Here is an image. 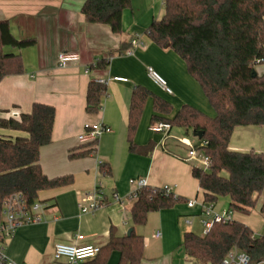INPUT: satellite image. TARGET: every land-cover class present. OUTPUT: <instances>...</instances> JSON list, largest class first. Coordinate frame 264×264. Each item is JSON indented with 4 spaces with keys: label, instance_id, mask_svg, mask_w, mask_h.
<instances>
[{
    "label": "crops",
    "instance_id": "crops-1",
    "mask_svg": "<svg viewBox=\"0 0 264 264\" xmlns=\"http://www.w3.org/2000/svg\"><path fill=\"white\" fill-rule=\"evenodd\" d=\"M85 1L0 0V21L8 19L17 38L36 40L29 47L4 48L6 52L21 55L25 71L0 81V117L10 118L14 110L20 115L29 113L36 102L55 107L52 142L41 148L40 164L51 178L73 176V182L68 185L40 191V199L51 205L44 213V220L17 228L6 241L7 254L16 264H66L65 260L54 258L57 242L104 247L110 240L111 230L122 237L133 228L144 237L145 257L141 264H199L190 259L182 242L185 232H195L196 217L200 221L205 217L201 204L206 203L205 191L193 176L194 161L187 160L189 147L176 137L165 138L151 126L152 117L163 114L155 109L156 95L172 104L168 117H173L185 104L205 112L194 100L205 104L208 98L188 72L185 60L173 49L157 45L147 33L152 22L165 14L163 0H131V6L123 11L120 33L113 32L110 25L88 22L81 11ZM136 35L145 46L127 54ZM61 52L78 53L80 60L61 66L58 62ZM101 58H109V64L105 68L92 67ZM148 66L167 80L173 94L162 90L151 79ZM257 70L264 73V63ZM116 76L128 80H115ZM100 78L109 80L101 109L89 113L86 111L88 87L91 81ZM138 85L152 94L145 103L131 148L129 115L133 91ZM99 121L112 130L100 136L95 153L81 154L91 144L82 142L80 134L86 124ZM173 130L174 127L172 135ZM0 134L12 139L29 135L4 128H0ZM258 134L257 141L249 139ZM235 135L237 140H233ZM229 149L264 152V126L237 127ZM72 154L78 155L72 157ZM100 162L109 167V174L102 173ZM138 177L146 178L150 186L170 184L186 200L171 208L150 212L144 225H133L131 208L135 200L127 197L135 189L129 180ZM97 183L103 184L108 204L84 212L80 205L91 201L86 193ZM115 191L124 197V204L114 202ZM194 198L198 203L190 206L188 200ZM233 219L249 225L258 234L248 220L236 217L235 212ZM120 259V251L115 250L106 264H119ZM93 261L92 258L82 263L94 264Z\"/></svg>",
    "mask_w": 264,
    "mask_h": 264
},
{
    "label": "trees",
    "instance_id": "trees-1",
    "mask_svg": "<svg viewBox=\"0 0 264 264\" xmlns=\"http://www.w3.org/2000/svg\"><path fill=\"white\" fill-rule=\"evenodd\" d=\"M164 3L165 14L154 20L147 32L157 45L173 49L185 60L188 72L200 84L216 114L210 116L185 104L173 117H168L172 104L156 95L155 109L163 114L154 115L152 125L164 121L186 131H204L202 139L209 142L205 151L211 163L207 169L195 165L192 173L205 191V201L215 204L220 196H229L232 211L250 214L264 195V152L231 150L229 145L237 127L264 126V73L257 70L264 63V0H164ZM130 6L131 0H86L81 11L88 22L110 25L113 32L120 33L123 11ZM35 42L34 38H17L9 20L0 21V81L25 71L21 55L4 48H25ZM108 64L109 58H101L92 67L105 68ZM105 93V85L91 81L86 111L97 113ZM151 94L142 85L133 91L129 115L131 148ZM55 117V107L40 102L19 118L0 117V128L29 134L15 139L0 134V217L4 199L13 193L22 192L32 203L40 199V191L73 182L72 175L47 176L40 164L41 148L52 142ZM92 150L91 146L81 154ZM101 171L110 173L103 162ZM185 200L144 188L131 208L133 225H144L150 212L171 208ZM261 212L264 215V201ZM182 246L190 259L199 264H221L234 248L247 252L253 263L264 260V234H256L238 220L215 222L205 235L187 231ZM115 250L121 253L119 264H141L145 257L144 237L135 230L122 237L111 230L109 242L93 258L94 264H106Z\"/></svg>",
    "mask_w": 264,
    "mask_h": 264
},
{
    "label": "built area",
    "instance_id": "built-area-1",
    "mask_svg": "<svg viewBox=\"0 0 264 264\" xmlns=\"http://www.w3.org/2000/svg\"><path fill=\"white\" fill-rule=\"evenodd\" d=\"M164 1V0H163ZM149 34V32H147ZM145 42L140 36L136 35L131 40V46L127 48V54H133L138 47H144ZM80 60L78 53L61 52L58 56V62L61 66H65L69 63H75ZM148 74L151 79L165 92L173 94V89L168 84L167 80L152 66H148ZM115 80L127 81L128 78L116 76ZM103 85L108 84V78H100L97 80ZM11 116L19 118L20 114L14 110L11 112ZM152 130L164 134L165 138L172 136L171 132L173 126L169 122L159 121L152 126ZM112 128L104 124L102 121L95 123H88L85 126V131L80 134L79 138L82 142H91L93 153L97 148V143L100 136L111 131ZM179 142L187 145L189 151L187 154V160L194 161L196 166L209 168L211 159L206 153L205 147L208 145V141L204 139H198L196 143L192 142L187 137L177 138ZM102 162H100L101 165ZM103 173V172H102ZM130 184L135 186V189L128 195V199H137L139 192L144 188H151L154 193L162 192L167 196H172L177 199L179 196L174 191V188L170 184L163 186H150L146 178L138 177L131 178ZM87 196L90 198L88 204H81L80 207L84 212L95 211L100 207L108 204V196L102 183H97L94 188L87 191ZM112 199L114 202L124 204V197L120 196L118 192L112 193ZM198 203L196 198L189 199L188 204L194 206ZM203 206L204 218L201 219L203 226V235L207 234L215 222H228L233 219V211L222 210L217 211L215 204L201 203ZM50 203L37 199L30 203L22 192H16L7 196L3 201L2 212L0 217V264H16L6 251V241L9 239L15 230L22 225L38 223L44 220V213L50 208ZM191 223V220H187ZM156 236H161V233H156ZM102 246L96 244H87L83 246H77L74 244L57 242L54 246V258L56 261L65 260L66 264H81L85 260L95 258L101 251ZM221 264H264V260L253 263L251 256L238 248L232 249L226 257L222 260Z\"/></svg>",
    "mask_w": 264,
    "mask_h": 264
},
{
    "label": "rangeland",
    "instance_id": "rangeland-1",
    "mask_svg": "<svg viewBox=\"0 0 264 264\" xmlns=\"http://www.w3.org/2000/svg\"><path fill=\"white\" fill-rule=\"evenodd\" d=\"M196 105L203 109L206 113H209L212 116H215L216 111L214 107L211 105L210 101L208 100L205 104H203L200 100L195 99L194 100ZM256 126V125H255ZM260 134L256 136H252L253 139L256 140L259 139ZM170 137L181 138V137H188L192 142L196 143L198 139L194 136L193 129H190L189 131H186L184 128L180 127H174L173 135ZM238 137L235 135L233 140H237ZM203 193L201 192L199 197L202 198ZM229 196H220L218 201L216 202L215 208L219 211H222L223 209L231 208L230 202L231 200L228 199ZM264 201V195H262L258 202L256 207L252 210L249 216L242 215V212L233 211L235 212V216L239 217L241 219H246L250 222L251 226L258 231V234H264V215L261 212V206ZM209 205L212 204L210 202H207ZM185 229H187L186 225L184 226ZM195 233H198L199 235H203V226L200 221V217H196L195 223L193 224Z\"/></svg>",
    "mask_w": 264,
    "mask_h": 264
},
{
    "label": "water",
    "instance_id": "water-1",
    "mask_svg": "<svg viewBox=\"0 0 264 264\" xmlns=\"http://www.w3.org/2000/svg\"><path fill=\"white\" fill-rule=\"evenodd\" d=\"M256 72V71H255ZM193 133H194V136H196V137H198L199 139H202L203 137H204V131H202V130H200V131H193ZM134 229L133 228H130L129 230H128V233H127V235L128 236H130L131 234H132V231H133Z\"/></svg>",
    "mask_w": 264,
    "mask_h": 264
}]
</instances>
